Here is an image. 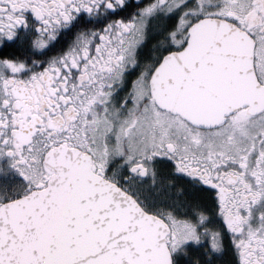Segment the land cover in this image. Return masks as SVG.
<instances>
[{
  "label": "flooded vegetation",
  "instance_id": "obj_1",
  "mask_svg": "<svg viewBox=\"0 0 264 264\" xmlns=\"http://www.w3.org/2000/svg\"><path fill=\"white\" fill-rule=\"evenodd\" d=\"M144 4L162 27L155 35L162 55L185 46L187 15L219 11L204 17L225 19L253 40L264 84V0H0V11L10 10L0 24L14 31L1 43L36 40L32 29L40 27L47 34L35 48L50 53L0 55V206L47 184L51 150L75 148L90 155L96 174L167 225L171 264H264V115L257 121L244 109L220 127L200 129L157 109L148 93L170 122L147 117L131 99L119 104L121 94L137 102L129 76L153 36L143 28ZM85 19L101 24L86 32ZM160 183L180 197L157 192Z\"/></svg>",
  "mask_w": 264,
  "mask_h": 264
},
{
  "label": "water",
  "instance_id": "obj_2",
  "mask_svg": "<svg viewBox=\"0 0 264 264\" xmlns=\"http://www.w3.org/2000/svg\"><path fill=\"white\" fill-rule=\"evenodd\" d=\"M254 42L234 25L202 19L186 47L165 55L150 79L158 109L210 129L246 108L264 112ZM46 187L0 208V264H171L168 229L75 149L45 157Z\"/></svg>",
  "mask_w": 264,
  "mask_h": 264
},
{
  "label": "rangeland",
  "instance_id": "obj_3",
  "mask_svg": "<svg viewBox=\"0 0 264 264\" xmlns=\"http://www.w3.org/2000/svg\"><path fill=\"white\" fill-rule=\"evenodd\" d=\"M211 2V0H210ZM20 4L16 3L14 6H19ZM204 6V4H203ZM14 9V8H13ZM12 9V10H13ZM203 11H206V9H202ZM3 11V12H2ZM0 11V14L1 15H9V13L7 11L10 12L9 9H6V7H3V10ZM2 12V13H1ZM12 14L14 15H19V12H13ZM219 14V12L217 13ZM12 17V16H11ZM16 17V18H17ZM14 18V17H12ZM19 18V17H18ZM9 28H13L10 24L8 23H5V24H0V46H1V38L4 36L8 37L10 35H14V31H12L11 29ZM30 28H27L26 26H22V28H20L19 30H21L22 32H25L27 30H29ZM35 34H36V40L37 39H40L42 37H44L46 34H47V30L44 29V28H40V27H35L32 29ZM33 39V37H32ZM162 46V43H159V44H156L154 47H153V50H152V57H154L155 55V52L157 51L158 48H160ZM156 65V61H150L148 63H143L141 67H139L138 69L134 70L132 73H131V76H129L132 84L134 83V87L133 89H137L138 93H137V97H136V100L137 102H134L133 98L129 95H123L121 94L120 97H119V104H123L126 102V101H129L130 99L133 101L134 106H135V109L136 110H139L141 107H144L143 111L145 113V115L147 117H151L153 118L154 116L156 117H159V118H162L163 120H167L170 122V116L169 115H166V114H162V113H158L156 111V109L154 108V106L151 104L150 102V99L146 98L147 100V103L146 101L143 100V98H145L147 96V90H148V80H149V77H150V74L152 73V70L153 68L155 67ZM123 83V80L121 81V85ZM142 100L144 102H142ZM126 105H128V103L126 102ZM141 105V106H140ZM117 110V109H116ZM113 112H114V109H113ZM119 111H116V113H118ZM264 114H260V115H257L254 119H256L257 121H260L262 116ZM159 118H156V120H159ZM235 120H243V118L241 116L238 115V118H236ZM126 121V120H125ZM160 121V120H159ZM176 129H180L178 128L175 124H172ZM155 129L158 131L159 129V124L155 127ZM243 132V135L246 136L247 134L251 133L252 131L250 130H245V131H242ZM133 156H135V158L137 156H139V154H133ZM114 157H116V154L114 153ZM134 160V159H132ZM131 160V161H132ZM128 163H130V161H128ZM157 192H163L165 196H168L169 198H179L180 196L178 195V193H175L173 192V190L170 188L169 189V185L167 184H163V183H160V185L156 188ZM177 203V202H175ZM186 202L185 201H181L180 204H185ZM179 204V203H177Z\"/></svg>",
  "mask_w": 264,
  "mask_h": 264
},
{
  "label": "trees",
  "instance_id": "obj_4",
  "mask_svg": "<svg viewBox=\"0 0 264 264\" xmlns=\"http://www.w3.org/2000/svg\"><path fill=\"white\" fill-rule=\"evenodd\" d=\"M149 3H152V2L150 1ZM160 3H162V1L155 2V4H160ZM140 11H142V18L144 21L143 28H145V31L148 32L149 29L152 30V28H153V33H152L153 36L149 40L148 45L144 49L143 54L140 56V58H141V61H143V63H148L152 60V61H156V64H157V62L159 61L162 54L161 53L156 54V52H155L154 57H152V55H150L149 52H150V48H153L156 44L163 43V39L161 37H159V36L155 37V35H157L159 32H161L162 27H161V25L159 26L160 23L157 25H154V23L156 22L157 19L151 18L152 14L150 13L147 5L144 4L143 9H140ZM124 12H123V14H124ZM166 12L167 11L165 9L163 11V13H160L158 15V18L164 19V17L167 16V15H165V14H167ZM146 14L148 16H146ZM153 20H155V22H153ZM94 22H96V23H94ZM98 22H99V20H98ZM137 22H141V20H138ZM82 23H83V26H84L86 32L94 30L98 25L101 24V22L97 23V20H95V19H91L88 21L85 19ZM153 25H154V27H153ZM71 32H72V30L69 29L66 33H64V35H66L67 33L69 34ZM37 41L38 40L32 39L29 42L18 43L17 45L16 44H9V43H2L0 46V55H50L49 52L44 51V49H43L44 47L43 48L40 47L38 49L35 48V47H37V45H39ZM176 45H178V44L174 43V46H176ZM52 48L53 47H50L49 50Z\"/></svg>",
  "mask_w": 264,
  "mask_h": 264
}]
</instances>
